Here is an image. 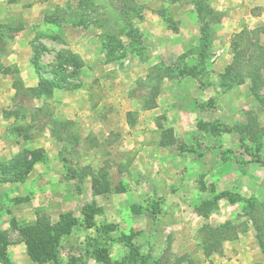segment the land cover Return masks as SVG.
Returning <instances> with one entry per match:
<instances>
[{
    "label": "rangeland",
    "instance_id": "1",
    "mask_svg": "<svg viewBox=\"0 0 264 264\" xmlns=\"http://www.w3.org/2000/svg\"><path fill=\"white\" fill-rule=\"evenodd\" d=\"M220 5L0 1V231L10 241L8 264H35L12 220L32 225L47 216L55 224L61 215L73 222L56 264L181 257L228 264L206 260L201 249L203 226L225 223L236 227L233 237L250 233L264 254V25L235 33ZM33 46L56 85L49 97L25 92L38 81ZM38 149L32 176L12 183L15 158ZM251 257L237 262L264 264Z\"/></svg>",
    "mask_w": 264,
    "mask_h": 264
},
{
    "label": "trees",
    "instance_id": "2",
    "mask_svg": "<svg viewBox=\"0 0 264 264\" xmlns=\"http://www.w3.org/2000/svg\"><path fill=\"white\" fill-rule=\"evenodd\" d=\"M261 32L262 34H264V29H262ZM32 51L34 55L30 60V64L38 81L36 87L25 89L26 95L28 96L31 94L33 97H37V99H39L40 97H49L56 85L43 73L42 68L37 61V58L39 57L38 49L33 46ZM75 64L77 67L82 66L81 62H76ZM254 68L257 69L256 66ZM0 72L2 74H5V70H0ZM229 73L230 69L226 71L227 75H230ZM255 81H257V78L254 80L253 84H255ZM20 86L22 87V82L20 80L13 81L12 87L16 91L15 94H18V91H20ZM17 94L15 96H17ZM131 124L133 125V123ZM62 127H64L65 129V126ZM15 131L20 135L24 132L22 129L18 128L15 129ZM51 131L52 134L57 136L60 142H66L67 139L65 137L60 138V134H62V132L59 130V127L52 126ZM26 138L27 137H25L24 140H26ZM165 144L166 142L164 140L160 141V145L163 146ZM25 153L29 156L30 159H28V157H25L24 160H22L23 163L20 164V162L22 161L20 160L18 155L13 162L14 164L10 167L11 169H8L12 174V179L10 180L12 183L24 182L27 178V175L32 171L34 164L40 162L43 158V150L41 149L29 150L25 151ZM202 209L203 207H201L199 211L201 212ZM91 218L92 217H90L89 219ZM72 222L73 221L70 220L69 216L61 215L59 221L55 224H52L47 216H42L37 218L35 223L32 225H19L14 220H12L10 225L11 227H13V229H15V231H17L18 237L20 241L25 245L27 255L33 263L56 264L59 255L60 241L63 236L70 232ZM88 224L89 226H93L92 222ZM202 230L203 232H206V236L202 241L203 244L201 245L202 253L204 257H206V259L210 258V256L214 254H222L224 243L228 241H234L238 238V234L235 237L231 235L233 231H236V227L231 223H225L223 225H220L216 229H212V227H210L209 225H205L203 226ZM229 235L231 236V239H229ZM9 243L10 241L8 240V234L0 231L1 264H8L7 247L9 246ZM259 247L260 251L262 252L263 250L261 246ZM182 259L183 258L181 257V260L178 259L174 264H185L183 263L184 260ZM102 261L106 263L105 259H103ZM69 264H77L76 259H72ZM157 264L163 263L162 261H158ZM186 264H194V261L189 259V261H186Z\"/></svg>",
    "mask_w": 264,
    "mask_h": 264
},
{
    "label": "crops",
    "instance_id": "3",
    "mask_svg": "<svg viewBox=\"0 0 264 264\" xmlns=\"http://www.w3.org/2000/svg\"><path fill=\"white\" fill-rule=\"evenodd\" d=\"M1 2L3 1H8V0H0ZM26 1V0H23ZM221 1V5L219 7L218 10L220 11H226L227 12V16H228V21H229V25L232 26L233 28H238L239 26L242 28V26H249V28H252V24H254L255 26L257 25H264V0H219ZM255 7L261 8L260 12H256V14L253 15V13L251 14V10H253ZM248 13V17H245L243 19L242 17V13ZM0 18H3V16ZM239 27L238 31L235 30L233 32L237 33L239 32V30H241ZM226 32V31H225ZM232 32V31H231ZM30 72V71H29ZM32 79V78H31ZM7 79H1V85L4 84V82H6ZM32 82V80H31ZM34 82V80H33ZM1 91V88H0ZM107 128L109 126H106ZM113 129V127H112ZM21 138H17V142L18 144H20ZM160 147H162L159 144ZM158 146V147H159ZM131 148V147H130ZM155 149V147H154ZM140 150V149H139ZM142 160L145 161V152L140 153L139 156L137 157V160ZM48 161V160H47ZM40 162L34 164V165H38ZM36 166H33L32 171L27 175V176H32L31 174L34 172ZM118 173V171H117ZM218 217H222L224 216V214H220L219 212H217ZM199 215V216H198ZM197 215V226L202 225V219L203 217L200 216V214ZM222 215V216H221ZM247 244V245H246ZM236 250V251H235ZM252 256L253 259H256V262L261 261L262 259H264V254L257 248V246L255 245V241L254 238L252 237V235L250 233H242L238 236V238L234 241L231 242H226L224 247H223V252L222 254H214L212 256H210V258L208 259H212V258H219V262H227L228 264H239L237 262V260H239L241 258V256ZM251 257V258H252ZM203 258L206 259V257ZM203 259V261L205 260ZM207 260V259H206ZM208 262H204V264H207Z\"/></svg>",
    "mask_w": 264,
    "mask_h": 264
}]
</instances>
